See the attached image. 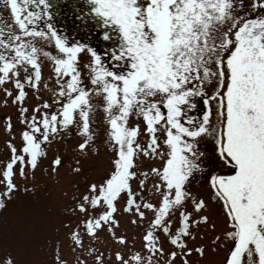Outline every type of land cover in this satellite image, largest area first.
I'll list each match as a JSON object with an SVG mask.
<instances>
[{
  "label": "snow or ice",
  "instance_id": "snow-or-ice-1",
  "mask_svg": "<svg viewBox=\"0 0 264 264\" xmlns=\"http://www.w3.org/2000/svg\"><path fill=\"white\" fill-rule=\"evenodd\" d=\"M3 4L0 94L23 128L16 143L5 117L0 264H31L2 225L62 169L67 202L31 225L45 264H264V0H83L102 51L61 33L51 0Z\"/></svg>",
  "mask_w": 264,
  "mask_h": 264
},
{
  "label": "rangeland",
  "instance_id": "rangeland-1",
  "mask_svg": "<svg viewBox=\"0 0 264 264\" xmlns=\"http://www.w3.org/2000/svg\"><path fill=\"white\" fill-rule=\"evenodd\" d=\"M83 3V2H82ZM0 17L7 20L9 23L11 22L10 13L4 7L3 0H0ZM60 32L64 35H67L70 40L80 41V42H90L93 43V46L99 48L95 39L88 38L84 40L83 36L88 32L84 29H59ZM85 32V33H84ZM89 34V32H88ZM92 37H96V33L91 34ZM45 75H48V67L45 68ZM38 101L34 98L30 99L29 104L27 106H34ZM12 116L13 124H14V133L16 136V143H19V132L23 128L17 119L18 112L17 109L11 105L9 102L8 107L3 106V97L0 94V159H5L7 156V150L5 148V141L8 139L7 134L4 132V123L6 116ZM102 116V113L100 114ZM100 134L101 138L103 137V128L104 125L100 124ZM76 143L75 140L69 141L67 145H56L52 146V150H50L49 160L45 161L44 166H47L48 162L51 159V156L54 154L55 150L59 148V150L63 153L71 148L72 145ZM108 168L107 156L101 152L100 156L95 157L93 161L92 169L88 170V174L92 176L99 175L105 172ZM70 177L67 175L66 170H61V176L57 179L50 178L47 173H42L40 171L37 172V177L35 183L38 185V190L34 195L24 196L21 195L8 214H6V221L2 225V230L7 234L8 232H15L17 235V241L11 242L7 246L14 253L20 255L21 259H25L31 262V264H45L49 259V254L44 247V236L43 235H31V225L34 222H42L46 218V207L49 204L57 205L58 207L67 202V198L62 195L63 191L69 189L68 180ZM20 183V181H18ZM32 184L29 183V187ZM32 206L34 208V213L28 214L25 211L26 206ZM126 223V221H125ZM221 228L223 225L220 226ZM133 234V230L129 227V243L131 246L132 240L131 236ZM139 247V244L136 245ZM65 255L68 256L69 259H72L71 253L68 252L67 248H65ZM211 259L210 263L207 261H201V264H214V262L218 259V257L211 252L208 257ZM195 259V257L193 258Z\"/></svg>",
  "mask_w": 264,
  "mask_h": 264
},
{
  "label": "flooded vegetation",
  "instance_id": "flooded-vegetation-1",
  "mask_svg": "<svg viewBox=\"0 0 264 264\" xmlns=\"http://www.w3.org/2000/svg\"><path fill=\"white\" fill-rule=\"evenodd\" d=\"M54 4V24L58 29H89L84 23L77 19V13L73 5L79 7L82 0H51ZM69 13H74L70 16Z\"/></svg>",
  "mask_w": 264,
  "mask_h": 264
},
{
  "label": "bare ground",
  "instance_id": "bare-ground-1",
  "mask_svg": "<svg viewBox=\"0 0 264 264\" xmlns=\"http://www.w3.org/2000/svg\"><path fill=\"white\" fill-rule=\"evenodd\" d=\"M206 261H207V263H210L211 262V259L210 258H207Z\"/></svg>",
  "mask_w": 264,
  "mask_h": 264
}]
</instances>
